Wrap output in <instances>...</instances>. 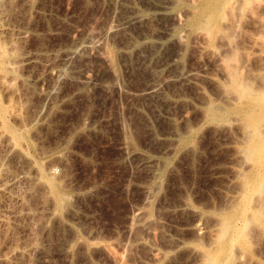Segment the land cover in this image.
<instances>
[{"label": "rangeland", "instance_id": "obj_1", "mask_svg": "<svg viewBox=\"0 0 264 264\" xmlns=\"http://www.w3.org/2000/svg\"><path fill=\"white\" fill-rule=\"evenodd\" d=\"M175 1L0 0V264H264V0Z\"/></svg>", "mask_w": 264, "mask_h": 264}, {"label": "bare ground", "instance_id": "obj_2", "mask_svg": "<svg viewBox=\"0 0 264 264\" xmlns=\"http://www.w3.org/2000/svg\"><path fill=\"white\" fill-rule=\"evenodd\" d=\"M176 2H177V0L175 1V4H176ZM202 2H203V1H202ZM220 2H221V0H204V3H203V5H202V8H201V9H202V10L205 9L206 7H208L209 4L219 5ZM177 3H178V2H177ZM179 4H180V2H179ZM210 7H211V6H210ZM210 7H209V8H210ZM173 8H174V7H173ZM166 9H167V8H166ZM170 9H171V8H170ZM198 9H199V8H198ZM206 9H207V8H206ZM206 9H205V11H206ZM198 11H200V15H201V14H202V13H201V10H198ZM171 12H172V11H171ZM202 12H203V11H202ZM153 15H154V14H153ZM153 15H151V17H153ZM198 15H199V14H198ZM131 17H132V16H124V17L121 18V19L125 20L124 23H126V21H128V19H131ZM138 17H140V16H138ZM141 17H143V16H141ZM141 17H140V18H141ZM144 17H145V16H144ZM144 17H143V19H144ZM148 17H149V16H148ZM132 18H133V17H132ZM134 18H135V20H136L137 16L134 17ZM146 18H147V17H146ZM146 18H145V19H146ZM137 19H138V18H137ZM145 19H144V20H145ZM150 19H151V18L149 17V20H150ZM132 20H133V19H132ZM139 20H140V19H139ZM146 20H147V19H146ZM130 21H131V20H130ZM141 21H142V19H141ZM120 22H121V21H120ZM128 22H129V21H128ZM122 24H123V22H122ZM83 35H85V34H83ZM88 36H89V35H87V37H88ZM94 36H95V35H94ZM94 36H93V37H94ZM77 37H79V36H77ZM80 37H83V36L80 35ZM80 37H79V38H80ZM90 37H91L90 39H92V36H90ZM74 38H75V37H74ZM74 38H73V39H74ZM79 38H78V40L75 41V44H74L73 46L71 45V47L67 49V54H69V55H71V56L73 55V57H74V55L76 56V54L78 53L79 50H81V49H84V50H85L88 46L90 47V46H92L91 44H93V43L96 42V41H95V42L92 41L93 39H92V40L88 39L89 37H88L87 39H86V38H85V39H82V38L79 39ZM95 40H96V37H95ZM93 45H95V44H93ZM92 47H93V46H92ZM88 49H89V48H88ZM88 49H87V50H88ZM62 50H63V49H62ZM84 50H83V51H84ZM83 51H82V52H83ZM65 52H66V51H65ZM80 52H81V51H80ZM85 52H86V51H85ZM83 53H84V52H83ZM69 55H68V56H69ZM79 55H80V53H79ZM82 55H83V54H82ZM66 56H67V55H66ZM68 56H67V57H68ZM69 57H70V56H69ZM77 57H78V55H77ZM80 60H81V59H80ZM81 65H82V64H80V65H78V66H75L74 68H71V69L68 67V69H70V70H68V74H67V75H68V78L73 79V80H76V81H78L79 83L87 82L86 80H87L88 77H89V76H88V75H89V69H88L87 67H83V66H81ZM63 68H65V67H63ZM66 69H67V67H66ZM63 70H65V69H63ZM60 72H62V70H60ZM60 72H59V73H60ZM179 72H180V71H179ZM183 72H184V71H183ZM64 73H65V72H64ZM177 74H179V73H177ZM181 74H182V73H181ZM186 74H188V73H186ZM65 76H66V75H65ZM66 77H67V76H66ZM177 77H178V76H177ZM177 77H176V78H177ZM190 77H191V76H190ZM190 77H189V78H190ZM179 78H180V80L183 79L184 81H185V79H189V78H185L184 75H180ZM191 78L193 79V77H191ZM79 83L76 82V84H78V86H79ZM84 84H85V83H84ZM80 86H81V85H80ZM80 86H79V87H80ZM81 87H82V86H81ZM242 183H243V180H242ZM228 196H229V195H228ZM232 196H233L235 199H237L236 196H235L234 194H233ZM232 196H231V197H232ZM242 196H243V194H242ZM242 196H241V198H242ZM231 197L229 196V198H231ZM238 197H239V195H238ZM234 198H233V199H234ZM229 200H230V199H229ZM234 201H235V200H234ZM231 202H232V201H231ZM231 202H230V203H231ZM236 202H237V200H236L235 202H232V203H234V205H233V204H232V205H233V206L237 205V204H235ZM232 205H231V208L233 207ZM233 219H234V215H231V216H229L228 218L225 219V220H227V221L229 220V221H228V223H227L226 225L223 226L221 233L226 234L227 232H230V231H231V229L233 228ZM235 219H236V218H235ZM145 222H147V220H145Z\"/></svg>", "mask_w": 264, "mask_h": 264}]
</instances>
